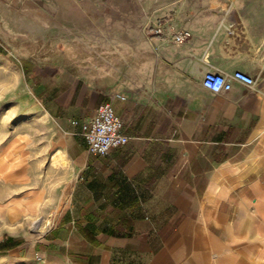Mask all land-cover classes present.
Wrapping results in <instances>:
<instances>
[{
    "label": "crops",
    "instance_id": "1",
    "mask_svg": "<svg viewBox=\"0 0 264 264\" xmlns=\"http://www.w3.org/2000/svg\"><path fill=\"white\" fill-rule=\"evenodd\" d=\"M182 30L191 37L175 42ZM12 40L55 49L22 69L55 123L69 190L61 206L55 191V209L40 190L14 201L9 212L48 227L33 242L10 235L21 243L0 253L20 264H264V0H0V47ZM209 70L255 84L216 93ZM109 102L130 138L92 153L82 125Z\"/></svg>",
    "mask_w": 264,
    "mask_h": 264
},
{
    "label": "rangeland",
    "instance_id": "2",
    "mask_svg": "<svg viewBox=\"0 0 264 264\" xmlns=\"http://www.w3.org/2000/svg\"><path fill=\"white\" fill-rule=\"evenodd\" d=\"M11 44L16 48L2 46L9 54L0 52V158L4 155L7 161L0 175V203L7 204L0 205V240L4 235H12L33 242L43 235L32 225L40 215L18 214L8 208L14 201L26 200L40 190L44 200H54L55 209V191L64 189L60 194L61 206L68 196L69 184H63V177L69 163L59 157L55 123L43 111L20 64L24 57H51L55 49L51 44L22 45L17 40ZM16 257L0 253V264H20L19 255Z\"/></svg>",
    "mask_w": 264,
    "mask_h": 264
},
{
    "label": "built area",
    "instance_id": "3",
    "mask_svg": "<svg viewBox=\"0 0 264 264\" xmlns=\"http://www.w3.org/2000/svg\"><path fill=\"white\" fill-rule=\"evenodd\" d=\"M153 34L164 35L163 26L153 27ZM191 37L188 30L177 31L173 35L175 42L181 43ZM233 80L253 86L255 78L243 71L232 74L209 70L205 73L203 84L213 92L220 93L232 88ZM124 98V97H123ZM74 123H77L74 121ZM123 120L115 112L112 104L104 103L96 109V113L86 120L83 125V134L92 153L107 154L112 148L121 146L129 141V136L123 131Z\"/></svg>",
    "mask_w": 264,
    "mask_h": 264
},
{
    "label": "trees",
    "instance_id": "4",
    "mask_svg": "<svg viewBox=\"0 0 264 264\" xmlns=\"http://www.w3.org/2000/svg\"><path fill=\"white\" fill-rule=\"evenodd\" d=\"M0 52H3L5 54H9V52H7L3 47H0ZM20 64H21V67L24 68V65L22 64V62ZM20 243H21V240H17V239L15 240L10 235H4L3 240L0 241V250H7L9 248L16 247Z\"/></svg>",
    "mask_w": 264,
    "mask_h": 264
},
{
    "label": "bare ground",
    "instance_id": "5",
    "mask_svg": "<svg viewBox=\"0 0 264 264\" xmlns=\"http://www.w3.org/2000/svg\"><path fill=\"white\" fill-rule=\"evenodd\" d=\"M47 225H41V226H38V225H35L34 228H36L35 230H38L39 232H43L44 230L47 229Z\"/></svg>",
    "mask_w": 264,
    "mask_h": 264
}]
</instances>
